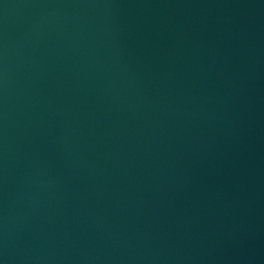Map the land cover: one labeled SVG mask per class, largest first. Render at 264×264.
Returning a JSON list of instances; mask_svg holds the SVG:
<instances>
[{
	"label": "water",
	"instance_id": "95a60500",
	"mask_svg": "<svg viewBox=\"0 0 264 264\" xmlns=\"http://www.w3.org/2000/svg\"><path fill=\"white\" fill-rule=\"evenodd\" d=\"M0 264H264V0H0Z\"/></svg>",
	"mask_w": 264,
	"mask_h": 264
}]
</instances>
